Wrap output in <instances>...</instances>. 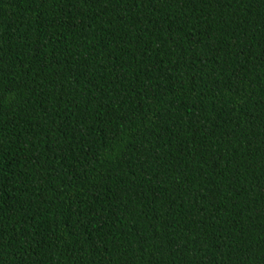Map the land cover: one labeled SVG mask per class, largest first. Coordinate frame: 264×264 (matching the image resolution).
Segmentation results:
<instances>
[{
	"label": "trees",
	"instance_id": "1",
	"mask_svg": "<svg viewBox=\"0 0 264 264\" xmlns=\"http://www.w3.org/2000/svg\"><path fill=\"white\" fill-rule=\"evenodd\" d=\"M0 264H264V0H0Z\"/></svg>",
	"mask_w": 264,
	"mask_h": 264
}]
</instances>
